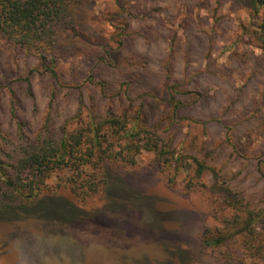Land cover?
<instances>
[{"label":"rangeland","instance_id":"obj_1","mask_svg":"<svg viewBox=\"0 0 264 264\" xmlns=\"http://www.w3.org/2000/svg\"><path fill=\"white\" fill-rule=\"evenodd\" d=\"M77 16L59 80L0 38L4 133L16 138L13 107L30 137L80 109H143L176 154L144 151L135 165L108 166L107 197L64 192L0 210V264H255L202 245L218 197L199 181L190 187L193 171L176 162L180 152L205 157L246 201L262 204L264 74L248 11L229 0H83ZM175 84L187 93H175L186 105L172 120Z\"/></svg>","mask_w":264,"mask_h":264},{"label":"trees","instance_id":"obj_2","mask_svg":"<svg viewBox=\"0 0 264 264\" xmlns=\"http://www.w3.org/2000/svg\"><path fill=\"white\" fill-rule=\"evenodd\" d=\"M248 11L251 37L260 48L258 64L264 74V0H229ZM83 0H0V38L39 59L35 70L59 80L60 62L65 54L66 38L78 32V8ZM105 90L104 83H100ZM167 101L170 117L176 120L186 104L170 87ZM127 91V90H126ZM174 92V93H173ZM12 117L16 138L4 133L0 125V210H16L36 205L64 192L88 198L109 192L107 167L132 166L144 151L156 158L174 155L160 122H152L143 109L83 112L58 129L48 118L34 137L28 136L26 123L15 108ZM176 162L193 171L189 186L199 181L216 196L219 207L212 213L215 225L205 226L201 234L204 247L227 248L225 255L238 253L255 264H264V195L261 205L245 200L223 181V174L205 157L182 155ZM190 159V161H189ZM211 179L208 185L203 180ZM229 210L222 214L223 206Z\"/></svg>","mask_w":264,"mask_h":264}]
</instances>
